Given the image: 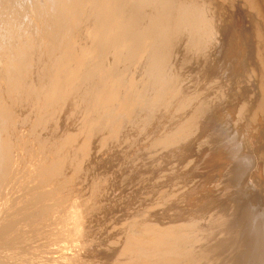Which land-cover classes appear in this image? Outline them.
I'll return each instance as SVG.
<instances>
[{
  "label": "bare ground",
  "instance_id": "bare-ground-1",
  "mask_svg": "<svg viewBox=\"0 0 264 264\" xmlns=\"http://www.w3.org/2000/svg\"><path fill=\"white\" fill-rule=\"evenodd\" d=\"M0 264H264V0H0Z\"/></svg>",
  "mask_w": 264,
  "mask_h": 264
}]
</instances>
